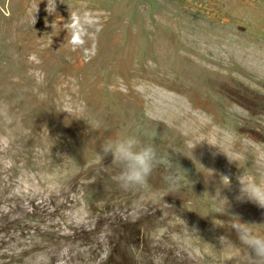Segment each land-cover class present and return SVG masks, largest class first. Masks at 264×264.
I'll return each mask as SVG.
<instances>
[{"label":"rangeland","instance_id":"obj_1","mask_svg":"<svg viewBox=\"0 0 264 264\" xmlns=\"http://www.w3.org/2000/svg\"><path fill=\"white\" fill-rule=\"evenodd\" d=\"M47 4L0 0V264H258L231 226L264 236L234 179L264 166V0ZM129 133L180 165L178 189L162 165L119 186L97 153Z\"/></svg>","mask_w":264,"mask_h":264},{"label":"clouds","instance_id":"obj_2","mask_svg":"<svg viewBox=\"0 0 264 264\" xmlns=\"http://www.w3.org/2000/svg\"><path fill=\"white\" fill-rule=\"evenodd\" d=\"M48 6L49 0L47 8ZM90 26L88 13L80 12L79 10L72 11L70 19L63 25L64 29L72 31L74 44L83 43L82 37ZM44 131L47 133L46 129ZM101 154L103 156H111V161L119 167L120 171L116 181L122 189L144 187L153 169L160 165L165 170L163 180L168 190L175 191L184 182L185 171L178 163H172L169 154H161L155 144L144 142L135 134L129 133L117 136L114 139H106L100 145V153H97L102 159ZM228 159L233 162L230 157ZM63 160L71 162L72 158L65 155ZM211 174L213 175L212 171ZM234 179L238 186L235 196L237 201L252 202L260 208H264V166L252 171L242 170ZM219 181L222 187H230L231 185L228 175H220ZM217 190L220 192L219 188ZM234 217L239 216L233 215L231 219ZM213 223L217 226H222L216 223V219H213ZM186 227L190 232H196L195 228L189 229L187 225ZM231 227L235 229L239 242L246 246L253 259L258 264H264V236L235 223ZM220 240L224 243L226 238L222 236Z\"/></svg>","mask_w":264,"mask_h":264}]
</instances>
